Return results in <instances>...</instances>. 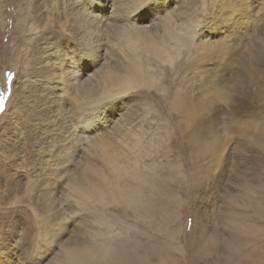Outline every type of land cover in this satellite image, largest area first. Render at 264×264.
Returning <instances> with one entry per match:
<instances>
[{
  "label": "rangeland",
  "instance_id": "obj_1",
  "mask_svg": "<svg viewBox=\"0 0 264 264\" xmlns=\"http://www.w3.org/2000/svg\"><path fill=\"white\" fill-rule=\"evenodd\" d=\"M69 1L0 0V96L5 88V91L8 90L7 88L11 90L12 98L18 92L10 107L11 97V100L0 101V109H2L0 110V264H53L56 261L59 257L56 256L57 249L51 248L53 244H48L45 239L46 246L44 245L36 220L46 217L50 213L49 210L54 211L53 200L57 197L59 200L67 199L66 205L75 202L74 197H68L67 186H61V190L55 195L49 194L56 191L57 183L61 179L67 181L69 176L81 174V168L85 165V152L78 151L77 147L79 137L73 136V139H70L68 136L78 129L83 136L93 130L92 132L95 131L103 137L109 133L113 119H125V116L134 117L131 128L139 131L140 137L137 139L140 143L160 147L149 149L148 152L144 150L145 157L139 160L138 165H132L131 171L138 174L146 173L151 177H156L160 173L161 178L169 176L174 181L172 183L174 190L182 199L181 202L179 200L174 204L175 211L171 210V215L177 213V216H180L179 242H192L193 247L192 245L187 247L188 259L193 257L194 244L200 241L204 244L207 239L214 237L220 240H218L220 244L218 242L217 245L215 244L214 251L217 250V258H220L223 264H228L227 259L232 261L229 264H264V235L257 231L254 235L250 233L256 230V225L264 229V149L260 146H249L250 144L238 135L242 130L244 131L242 126L239 127L240 123L254 122L260 127L264 122V40L260 38L264 37V0H145L142 3L145 9H141L142 11L136 13V16L145 15L144 12L147 13V17L148 14L151 17L152 12L164 15L165 11L169 13L186 11L191 14L196 23L195 29L200 35L195 38L196 42L197 39L204 38L205 34H210L218 45L230 46L223 45L224 49L223 46L218 48L217 45L215 50L218 51L214 54L204 52L200 55L201 53L196 52L189 62L183 54L175 66H163L159 61L154 62L151 73L155 80L147 88L137 90L127 98L114 95L112 101L94 104L104 111L97 127H94L95 121L92 124L82 120L86 118L85 115L80 117V121L77 119L80 112L78 113L72 101L61 99L67 97V94L54 103L49 102V98L44 96L47 92L44 91L45 81L39 74L46 69L45 65L44 67L40 64L42 59L39 54H43L40 47L50 46L51 50H58L54 53L55 67L58 66V69L61 62L65 65L68 61L63 62L64 60L72 56L78 58L80 46L74 40L77 39L74 24L69 30L67 28L64 30L60 26V23L66 22L65 19L68 17L66 7L70 4ZM72 1L79 3L81 0ZM133 3L134 0H128V3H123L120 9L131 12ZM153 15L155 14L152 13ZM148 21L151 23L152 19ZM145 24L148 25V22L142 23ZM154 28L157 32H163L165 24L162 22ZM100 42L104 49L110 50L108 42L101 40ZM202 56L208 59L205 60ZM118 57L122 59L119 50ZM196 60H199V63L196 62L197 66ZM98 61L97 63L101 60ZM181 66L189 70L186 75L180 72ZM82 68L83 65L80 69ZM58 69L57 72L60 73ZM80 69L78 70L81 74L89 72V68L84 71ZM251 70H255L256 73L252 72L254 75H250ZM4 71L7 73L5 79L8 78L10 81L2 85ZM177 71L179 74L176 73ZM187 78L188 87H191L189 91L200 100L197 109L199 117H196V120L190 119L180 126L181 118L171 109L168 101L169 98L173 99L178 86L185 84ZM156 80H160L168 87V92L165 91L166 95L161 93L162 88L156 85ZM220 84L223 86H220L221 89L218 88ZM208 86H212V89L208 88L210 91L215 86L217 90L210 92L207 90ZM21 87L24 88L22 91ZM220 90L222 93L219 92ZM57 104H60V109H57L60 114L55 112ZM110 118L112 124L107 123ZM80 123L82 127L78 128ZM91 126H93L92 130L90 128V131L85 132ZM224 129L228 130V134L224 133ZM65 131L67 135H64ZM186 131H197L206 139H209L213 132H218L222 138H226L224 139L226 148L221 150L219 155L216 154L217 156L211 154L210 150L208 151L210 155L196 158L187 147L184 138ZM93 135L88 134V136ZM262 141L264 142V139ZM71 153H76L73 156L74 162L77 163L76 170L72 167L67 171L72 160ZM65 159L68 161H64ZM152 159H156L155 164ZM145 164L147 165L144 166ZM238 181L241 185L248 184L255 192V196L244 197L245 187L234 186ZM239 190L243 193L239 199L241 208L231 206L227 202L229 193ZM61 192L65 195H61ZM109 205H112L110 207L112 214L121 215V204ZM99 208L103 211L105 207ZM167 210L168 208H164V211ZM229 210L243 215L241 222L245 231L241 234L232 236L233 232H228L226 227H231L226 219ZM65 216L63 223L66 228L73 230V218L82 216L89 221L91 211L76 214L67 212ZM115 228L119 229L117 226ZM178 228L179 225L176 226L177 231ZM131 232L138 231L131 230L130 234ZM125 235L127 236L128 233L125 232ZM232 237L235 238L237 245L233 248L234 251L229 252L227 245L228 242H232ZM164 243H162L164 246L168 244ZM209 245L214 246L210 242ZM44 251L47 253L44 254ZM244 252L246 254H243ZM199 261L200 264L208 263L204 257L194 260L193 263L199 264Z\"/></svg>",
  "mask_w": 264,
  "mask_h": 264
},
{
  "label": "bare ground",
  "instance_id": "obj_2",
  "mask_svg": "<svg viewBox=\"0 0 264 264\" xmlns=\"http://www.w3.org/2000/svg\"><path fill=\"white\" fill-rule=\"evenodd\" d=\"M144 1L145 0H134L133 10L131 12L120 9L123 3H128V0H81L79 3H74L72 0L69 1L70 4L66 7L67 11L65 10L68 12V17H65V20L69 26H67L66 22H61L60 26L64 30L66 28L69 30L70 26L74 24L73 28L77 36V39L74 40H76L80 46L78 58H73L72 56L69 59H63V62L68 61L65 65L61 62L60 68L58 69V66L55 67L56 62L54 61V53L58 50H51L48 45L49 47H40L43 54H39L42 51L38 53L42 59L40 64L42 66L45 65L47 69V71L46 69L40 71L39 74L45 81L43 83L45 84L44 91L46 90L47 92H45L46 94L44 96L49 98V102L54 103L61 96L67 94V97L61 99L62 101H72L78 113L80 112L77 119L80 121V117L85 115L86 118H82V120L91 122L92 124L95 121L94 127H97V123L100 122V117L104 114V111H101L98 105L94 104L102 101L104 103L112 101L114 95L127 98L131 93L147 88V86L155 80V77L151 73V68H153V64H155L154 62L159 61L163 66H175L183 54L186 55V61L189 62L196 52L202 55L204 52H212L214 54L215 51H218V49L215 50L218 43L215 42L216 40L213 39L210 34H205L203 36L204 38H199L200 40L197 39L199 41H197L198 43L195 41V38L199 34L195 29L196 23L189 12L175 13L170 11L169 13L165 11L163 13L164 15L152 12L155 15L152 16L151 13V17L150 14H148L147 17V13L144 12L145 15L140 14L141 16H136L141 9H145V5H142ZM44 7L46 8V6ZM110 18H112V20ZM150 18L152 19L151 23L148 21ZM146 22H148V25H142V23ZM162 22L165 24V30L163 32H157L154 27ZM149 23L151 25H149ZM109 25L111 27H108ZM115 36H117V38ZM260 38L264 40V37ZM100 40L108 42L110 44V50L104 49ZM223 45L224 44L218 45V48H221ZM227 45L230 46L229 44ZM227 45L225 44L224 46ZM237 48L234 49L237 50ZM118 50L122 59L118 57ZM65 55L67 56V54ZM224 55H226V53H224ZM213 57L214 56H212V58ZM97 59L101 61L99 62ZM199 59L201 60V58ZM203 59L206 60L208 58L204 57ZM97 61L100 64L97 63ZM197 61L199 63V60H196V66ZM82 65L83 68L80 69ZM87 68H89L88 73H79L78 69L84 71ZM57 69L60 73L57 72ZM188 71L185 66L180 67V72L183 73V75H186ZM252 72L254 73L255 70H251L250 75ZM176 73L179 74L178 71ZM6 74V71H4L2 85L10 81L8 78L5 79ZM188 82L189 80L187 78L186 83L180 85L183 88L178 86L173 99L170 100L169 98L168 101L171 109L178 113L181 118L179 120L180 126L190 119L195 118L194 120H196V117H199L197 109L200 106V104L198 106L200 100L191 94V91H189L191 87H188ZM156 85L162 88V94L168 92V87L160 80H156ZM216 86L213 89L214 91L217 90ZM220 86L222 85L220 84L218 88L221 89L223 86ZM210 87L212 89V86ZM210 87L208 86L207 90H209L208 88ZM16 88L18 91L17 84ZM5 89L3 90V94L5 93ZM7 89L9 90V88ZM23 89L21 87V91ZM224 90L223 88L222 91ZM219 92H221V90ZM16 93L15 96L17 95ZM258 96L261 97V95ZM14 97H11L12 100L9 98L11 100L9 107L12 105ZM199 98L201 99V96ZM55 107V112H59L60 114L61 112L57 111V109H60V104H57ZM112 117L113 116H111V118ZM111 118L107 120V123L112 124ZM124 118L125 119L121 118L120 120L113 119V125L111 127L109 126V133L103 137H100L95 131L92 132L93 126L88 127L85 131L88 132L92 130L88 134L93 135L94 133L93 136H88V134L83 136L78 129L68 136L70 139H73V136L79 137L77 147L78 151L83 150L85 152V165L81 168V174L77 175L75 173L76 175L74 177L69 176L67 181L61 179L57 183L58 187H56V191L50 192L49 194L55 195L58 190H61V186H67V188H69L68 197H74L73 201L75 202H73L72 205H66L67 199L59 200V197H57L53 200L54 211L52 212L49 210L50 213L46 215V217L36 220V224L39 226L38 230L41 232L40 237H43L42 242L44 245L46 246L45 239L48 244H53L51 248L57 249L56 256L59 257L53 264H194V260H200L201 258L203 259V257L208 260L207 264H223L220 258H217V250L216 252L214 251L215 244L217 245L219 240V238L214 237L207 239L204 244H202L203 241L198 242L196 245L194 244L195 251L193 257L190 258V260L188 259L189 254L187 255V247H190L192 242H179L178 232L180 233L181 230L180 216H177V213L171 215L172 211H175L174 204H177L179 200L181 202L182 199L174 190L175 187L172 185L174 181L169 176L161 178L160 173L156 177H151L146 173L138 174L131 171V166L134 164L138 165L139 160L145 157L144 150L148 152L149 149L160 147L159 145L152 147L145 143H140L137 139L140 137L139 131L131 128L134 123V117L125 116ZM254 118L257 117L254 116ZM263 123L258 127V123L248 121L242 122L239 124V127L242 126L244 131L242 130L241 134L238 135L244 138L246 142L250 144L249 146H260L264 149V142L262 141V139H264ZM84 126L86 127V125ZM80 127H82L81 123L78 128ZM227 131L224 129L225 134H228ZM64 135H67L66 131ZM184 138L188 149L199 159L204 155H210L208 152L210 150L211 154L217 156L216 154L219 155V152L226 148V142H224L226 138H222L218 132H213L210 138L206 139L197 131H186ZM60 152H62V150ZM68 154L70 153L68 152ZM75 154L76 153H71L72 160L68 169L66 168L67 171L72 167L74 169L76 168L77 163L74 162L73 157ZM155 160L152 159L154 164L156 162ZM64 161L68 160L65 159ZM65 165L66 164H64V166ZM146 165L147 164L144 166ZM150 170L152 169L150 168ZM67 171H65V173H67ZM234 186H241V188L245 187L244 197L255 196V192L253 189L249 188L248 184L241 185L238 181L235 182ZM227 191L229 190L227 189ZM229 194V200L227 202H229L231 206L233 205L241 208L242 204L239 199L243 193L239 190V192ZM61 195L65 194L61 192ZM111 203L122 205L121 215H114L111 213L110 207H112V205H109ZM100 206L105 207L103 211H100ZM164 208H168V210L164 211ZM87 210L91 211L89 221L82 216H78L73 218V230L66 228L63 220L66 219L65 214L67 212H74V214H76ZM228 214L226 219L231 226L226 227L228 232H233V236L245 231V227L242 226L241 222V217L243 215L231 210L228 211ZM54 219H56V221H53ZM177 225L180 226L178 231L176 229ZM115 226L119 229H116ZM255 228V231L253 230L250 232L251 235L257 233L264 235L262 226L258 225L257 227L256 225ZM131 230L138 232H131L132 234H130ZM256 231L257 233H255ZM125 232L128 233L127 236ZM164 242L168 243L166 244L167 246L162 244ZM209 242L214 246H210ZM235 242L236 240L234 237H232V242H228L227 247L229 252L234 251L233 248H236L235 246L237 243ZM224 243L226 244V242ZM207 247L209 250H207ZM43 248L44 247H42V249ZM47 251H44V254L47 253ZM243 254L246 253L244 252ZM227 261L228 264L232 263L231 259H227ZM204 262L206 261L204 260ZM198 263L200 264L201 262L199 261Z\"/></svg>",
  "mask_w": 264,
  "mask_h": 264
},
{
  "label": "snow or ice",
  "instance_id": "obj_3",
  "mask_svg": "<svg viewBox=\"0 0 264 264\" xmlns=\"http://www.w3.org/2000/svg\"><path fill=\"white\" fill-rule=\"evenodd\" d=\"M2 99H3V97H2V96H0V101H2ZM0 110H2V109H0Z\"/></svg>",
  "mask_w": 264,
  "mask_h": 264
}]
</instances>
